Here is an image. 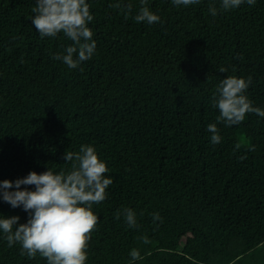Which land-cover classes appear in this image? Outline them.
<instances>
[{"label": "trees", "instance_id": "16d2710c", "mask_svg": "<svg viewBox=\"0 0 264 264\" xmlns=\"http://www.w3.org/2000/svg\"><path fill=\"white\" fill-rule=\"evenodd\" d=\"M88 2L96 51L69 69L53 56L72 41L40 37L36 0H0V181L70 171L65 152L91 145L113 182L92 206L86 264H129L133 249L134 264H264V118L226 126L213 107L220 81L237 76L264 109V0L229 11L219 0ZM142 6L160 22L137 23ZM0 214L28 219L2 200ZM0 264L47 262L0 236Z\"/></svg>", "mask_w": 264, "mask_h": 264}, {"label": "clouds", "instance_id": "9594fccd", "mask_svg": "<svg viewBox=\"0 0 264 264\" xmlns=\"http://www.w3.org/2000/svg\"><path fill=\"white\" fill-rule=\"evenodd\" d=\"M200 2L171 0L173 5L185 7ZM145 3L146 0H141L142 5ZM244 3L253 5L256 0H219V7L229 11ZM115 6L119 8L121 4ZM130 12L129 4L126 16ZM209 12L215 17L218 10L211 7ZM33 13L32 24L41 38L62 33L72 41L62 53L53 56L54 60L61 61L69 69H76L93 57L97 45L89 27L94 17L88 0H36ZM134 20L152 25L159 23L161 18L142 6ZM251 82V77L237 76H227L220 81L213 96V107L219 112L217 122L231 126L241 122L246 113L264 118V109L254 107L245 95ZM206 131L211 133L212 144L221 143L216 124L207 125ZM63 159L72 162L70 171L57 172L48 167L42 173L32 171L15 181H0V200L12 208H22L28 214L25 223H20L19 216L0 214V236L6 239L9 247L18 243L22 255L34 258L39 253L47 264H86L88 241L99 219L92 206L106 199V189L113 181L105 175L109 171L106 161L91 145H81L79 152L75 153L66 151ZM21 186L34 187L22 189ZM124 216L130 227L136 225L132 209H125ZM153 219L159 220V214H154ZM129 256V264L142 259L136 249L131 250Z\"/></svg>", "mask_w": 264, "mask_h": 264}]
</instances>
